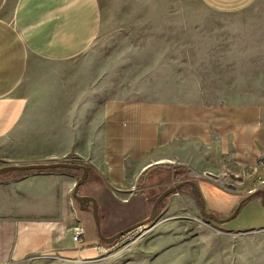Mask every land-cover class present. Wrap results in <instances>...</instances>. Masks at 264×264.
Here are the masks:
<instances>
[{"label":"crops","instance_id":"crops-1","mask_svg":"<svg viewBox=\"0 0 264 264\" xmlns=\"http://www.w3.org/2000/svg\"><path fill=\"white\" fill-rule=\"evenodd\" d=\"M157 1L0 0V166L87 168L80 182L77 167L2 173L0 202L70 235L80 225L82 249L101 239L93 207L108 237L146 218L180 180L193 214L202 213L191 182L218 219L250 205L264 209V165L257 166L264 159V2L198 0L157 10ZM140 4L145 19L175 21L183 41L211 59V91L183 99L99 96L87 50L109 27L140 19L126 13Z\"/></svg>","mask_w":264,"mask_h":264},{"label":"rangeland","instance_id":"rangeland-1","mask_svg":"<svg viewBox=\"0 0 264 264\" xmlns=\"http://www.w3.org/2000/svg\"><path fill=\"white\" fill-rule=\"evenodd\" d=\"M184 2L198 0H158L156 9ZM127 9L128 15L140 19L108 26L84 58L92 67L99 96L183 99L211 91V59L183 41V28L175 21L145 19L149 12L143 4ZM184 183L170 185L174 191L161 199L144 227L114 242L99 239L91 249H82L69 230L51 220L13 213L0 202V264H264V227L256 228L264 225V209L250 205L219 223L191 212L183 200ZM74 209L78 212L80 206Z\"/></svg>","mask_w":264,"mask_h":264},{"label":"water","instance_id":"water-1","mask_svg":"<svg viewBox=\"0 0 264 264\" xmlns=\"http://www.w3.org/2000/svg\"><path fill=\"white\" fill-rule=\"evenodd\" d=\"M77 167V168H82L83 169V175L80 177L79 181H82L86 174H87V168L84 165L81 164H77V163H68V162H63V161H50V162H43V163H27V164H6L3 166H0V174L5 173L7 171H11V170H24V169H46V168H52V167ZM192 187H193V192L196 193L197 189L196 186L193 182H191ZM78 187V185L76 186V188ZM174 186H170L168 188H166L165 190H163L154 200V202L152 203V206L150 208V212L148 214V216L146 218H144L143 220H141L140 222L134 223L130 226H127L125 228H123L122 230L118 231L117 233L105 237L103 235L100 234L99 232V222L97 220V213H96V207H93V217L95 219V224L97 226V231L99 234V237L106 243L112 242L114 239H116L117 236L129 231L130 229L133 228H137L138 226H141L145 223H147L148 221H150L152 219V217L155 215V211L157 208V205L159 203V201L165 197L168 193L173 192L174 191ZM88 200V199H87ZM262 200L264 201V191L262 190ZM238 208L235 209V211L232 213V215H234V213L237 211ZM204 216L209 217L219 223H222L225 219H218L216 216H214L211 213H206L204 214Z\"/></svg>","mask_w":264,"mask_h":264},{"label":"trees","instance_id":"trees-1","mask_svg":"<svg viewBox=\"0 0 264 264\" xmlns=\"http://www.w3.org/2000/svg\"><path fill=\"white\" fill-rule=\"evenodd\" d=\"M68 163H72V162H68ZM61 167H63V166H60V168H61ZM55 168H57V167L46 168V169H55ZM40 170H44V169H38V168H35V169H24V170H19V171H21V172H31V171H40ZM12 171H15V170L7 171V172H12ZM256 193H257V191H255L253 194H256ZM193 195H194V198H195V200H196V202H197V204H198V206H199V208H200L201 213H202L203 215L206 214L207 212H206V210H205V208H204L203 200H202V198L200 197V195H199V193H198V190H197L196 193L193 192ZM244 200H245V199H243L242 201H244ZM242 201H241V202H242ZM133 230H135V228L130 229L129 231H127V232H125V233H123V234L117 236L116 239H114L112 242L117 241V240H119V239H121V238L126 237V236H127L129 233H131Z\"/></svg>","mask_w":264,"mask_h":264},{"label":"built area","instance_id":"built-area-1","mask_svg":"<svg viewBox=\"0 0 264 264\" xmlns=\"http://www.w3.org/2000/svg\"><path fill=\"white\" fill-rule=\"evenodd\" d=\"M261 165H264V159L260 160L257 163V166H261ZM82 234H83V228L79 225L73 228L71 236L74 241H79Z\"/></svg>","mask_w":264,"mask_h":264}]
</instances>
